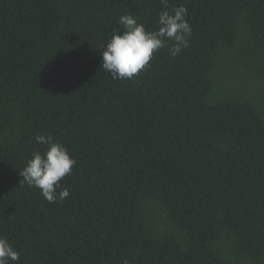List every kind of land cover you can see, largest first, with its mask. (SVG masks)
Returning a JSON list of instances; mask_svg holds the SVG:
<instances>
[{
	"label": "trees",
	"instance_id": "trees-1",
	"mask_svg": "<svg viewBox=\"0 0 264 264\" xmlns=\"http://www.w3.org/2000/svg\"><path fill=\"white\" fill-rule=\"evenodd\" d=\"M169 5L189 46L114 80L104 42L126 14L155 30L160 0H0V236L19 264H264V0ZM46 134L76 161L56 203L19 175Z\"/></svg>",
	"mask_w": 264,
	"mask_h": 264
},
{
	"label": "clouds",
	"instance_id": "clouds-1",
	"mask_svg": "<svg viewBox=\"0 0 264 264\" xmlns=\"http://www.w3.org/2000/svg\"><path fill=\"white\" fill-rule=\"evenodd\" d=\"M160 2L163 9L158 13L155 30H146L138 17L126 14L119 17L117 27L112 29L111 36L104 42L100 68L114 80L132 79L146 70L154 55L165 47L168 54L175 58L189 46L192 28L187 20V8L172 6L169 11V0ZM35 140L46 145L47 150L43 154L39 150L34 151L19 175L29 187L38 188L49 203L64 200L70 193L67 189L57 192L59 182L71 175L76 161L51 134L36 135ZM19 261V251L6 237L0 236V264H19Z\"/></svg>",
	"mask_w": 264,
	"mask_h": 264
}]
</instances>
